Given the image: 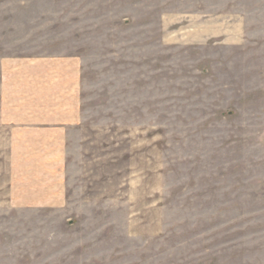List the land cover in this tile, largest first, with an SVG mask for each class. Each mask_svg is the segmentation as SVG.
<instances>
[{
    "label": "rangeland",
    "instance_id": "1",
    "mask_svg": "<svg viewBox=\"0 0 264 264\" xmlns=\"http://www.w3.org/2000/svg\"><path fill=\"white\" fill-rule=\"evenodd\" d=\"M0 47L82 62L66 198L2 167L0 264H264V0H0Z\"/></svg>",
    "mask_w": 264,
    "mask_h": 264
},
{
    "label": "crops",
    "instance_id": "2",
    "mask_svg": "<svg viewBox=\"0 0 264 264\" xmlns=\"http://www.w3.org/2000/svg\"><path fill=\"white\" fill-rule=\"evenodd\" d=\"M0 50V173L7 167L8 195L19 207L57 204L66 198L68 142L82 117V62Z\"/></svg>",
    "mask_w": 264,
    "mask_h": 264
}]
</instances>
